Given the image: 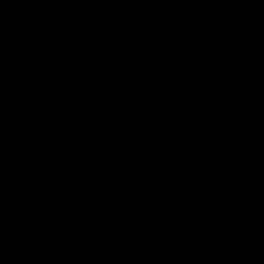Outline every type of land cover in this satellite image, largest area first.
<instances>
[{
	"label": "water",
	"instance_id": "1",
	"mask_svg": "<svg viewBox=\"0 0 264 264\" xmlns=\"http://www.w3.org/2000/svg\"><path fill=\"white\" fill-rule=\"evenodd\" d=\"M0 264H264V0H0Z\"/></svg>",
	"mask_w": 264,
	"mask_h": 264
}]
</instances>
